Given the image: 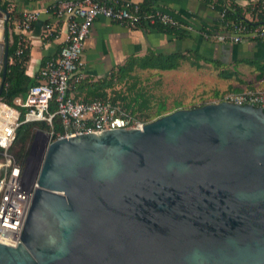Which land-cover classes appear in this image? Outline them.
Wrapping results in <instances>:
<instances>
[{"label": "water", "instance_id": "1", "mask_svg": "<svg viewBox=\"0 0 264 264\" xmlns=\"http://www.w3.org/2000/svg\"><path fill=\"white\" fill-rule=\"evenodd\" d=\"M36 182L0 264H264V111L251 104L53 139Z\"/></svg>", "mask_w": 264, "mask_h": 264}, {"label": "built area", "instance_id": "2", "mask_svg": "<svg viewBox=\"0 0 264 264\" xmlns=\"http://www.w3.org/2000/svg\"><path fill=\"white\" fill-rule=\"evenodd\" d=\"M253 1L259 2L264 17V0ZM45 12L51 17L64 19L62 45L55 56L44 60L36 75L38 82L31 85L24 96L16 97L12 105L0 100V243L11 246L17 244L37 187V173L31 181L27 180L22 165L9 152L21 123L46 121L51 124L57 116L61 130L55 138L49 132L48 142L59 137L110 128H142L146 123L143 117L125 111L117 101L100 98L76 100L70 94L73 81L79 82L83 77L81 55L93 21L103 17L129 27L162 24L182 30L194 29L191 24L183 23L159 9L144 12L139 3L129 0H55ZM219 16L223 17L224 11L219 12ZM37 17V10L22 11L16 28L22 33L28 32ZM45 30L49 35L54 31L48 22L45 23ZM199 32L204 38L213 37L221 42L264 40V19L254 25L241 20H225L218 31L200 28ZM220 100L251 104L264 111V89L228 92L214 101ZM51 105L54 106L53 111Z\"/></svg>", "mask_w": 264, "mask_h": 264}, {"label": "crops", "instance_id": "3", "mask_svg": "<svg viewBox=\"0 0 264 264\" xmlns=\"http://www.w3.org/2000/svg\"><path fill=\"white\" fill-rule=\"evenodd\" d=\"M17 1V7L21 12L25 10L38 11V17L31 29L23 33L30 44V58L27 62L26 73L32 76L38 72L44 57L48 58L57 54L63 43L65 24L62 17H51L48 12H45L46 7L52 1ZM129 1L140 4L144 0ZM152 1L154 7L175 16L183 23L191 24L194 29L184 30L183 34H175L150 25L129 27L111 22L103 17H97L84 42L81 55L84 62L81 70L83 77L70 90L74 99L95 98L94 94L102 90H105L109 96L116 88V90L122 91L127 99L131 98L138 104L142 100L141 96H150L152 103L163 101L166 105H170L177 100L163 94H159L163 97L155 95L154 92L146 89L145 83L159 81L166 74L170 75V71L177 70L180 74L185 73L187 69H191L192 73L196 74L207 70L210 74L216 75V81L225 84V89L231 85L237 87L239 91L244 90L247 86L239 83L237 79L247 82L254 80L256 71L252 64L264 62V40L247 39L240 43H232L217 41L213 37L204 38L199 32L200 28L214 30L219 18L218 11L212 5L205 4L203 0ZM227 1L244 7L252 0ZM246 17L251 18L252 16L246 13ZM46 22L54 29L51 37L45 30ZM149 52L163 55L180 53L184 54L185 58L175 69L134 67L128 80L116 81L113 86L103 87L111 72L116 71L130 58L143 57ZM220 70L236 71L237 78L235 75L231 78H220L218 74ZM126 82L128 86H122ZM253 85L257 89L264 88V77L254 82ZM198 87L196 86V93L204 88L198 89Z\"/></svg>", "mask_w": 264, "mask_h": 264}, {"label": "trees", "instance_id": "4", "mask_svg": "<svg viewBox=\"0 0 264 264\" xmlns=\"http://www.w3.org/2000/svg\"><path fill=\"white\" fill-rule=\"evenodd\" d=\"M29 2H35L38 0H27ZM44 1H55V0H44ZM253 1V0H252ZM250 1L246 6H240L234 2H228L227 0H203L205 4H210L212 7L219 12L224 11V16L218 18L217 24L214 26V31H218L222 28V24L225 20L232 21H245L249 22L251 25L261 22L263 17V12L260 10L258 1ZM144 12H152L157 8L154 7L152 0H144L139 4ZM0 10L6 11L8 13V19L4 30V39L7 42V53L8 61L6 65L5 78L2 83V88L0 91V100L7 104H14V99L19 96H24L28 88L38 82L36 75H28L26 73L27 62L30 58V44L28 43L25 35L14 30V24L21 20V11H17L15 6L11 7V2L9 0H0ZM246 13H249L252 17L247 18ZM34 22L31 24L33 26ZM144 25V24H143ZM151 27L165 30L167 32L175 34H183L184 30L176 27H171L162 24H151ZM206 29V28H205ZM52 35V34H51ZM51 35L49 37H51ZM47 57H44L42 63ZM185 58L184 54L172 53V54H154L150 53L143 57H135L127 60L122 66L118 67L116 71L109 75L103 87L113 86L116 81H126L131 77V71L134 67L140 68H156V69H175L177 68L181 61ZM42 65V64H41ZM254 66V71H256L255 78L253 81H243L242 79H237L239 83L245 84L246 90L257 89L253 83L264 77V62H255L252 64ZM237 72L231 71L226 72L225 70H220L218 72L220 78H231L236 76ZM80 82V80H79ZM79 82L73 81V86ZM102 87V88H103ZM99 88V86H98ZM264 89V88H259ZM239 91L237 87L227 86L226 89L222 91H214L213 97L209 98L198 105H182L179 100L174 101L170 106H166L165 102H155L152 103V98L150 96H141V102L133 101L131 98L127 99L122 91L112 90V93L108 96L105 90L98 91L94 94L95 98L100 99H110L113 102H118L120 106L127 111L129 114L141 116L144 118L145 122L151 121L165 113L181 107H194L200 106L207 102H212L215 99L223 98V96L228 92H243ZM93 99V98H91ZM51 111L54 110V106H50ZM35 128L42 129L47 132L52 133V138H55L56 134L60 132L59 119L55 116L52 123L49 124L46 121H33L21 123L15 133V138L9 147V152L14 156L16 161L21 165L24 164L25 158L28 154L29 142L32 138V133Z\"/></svg>", "mask_w": 264, "mask_h": 264}, {"label": "rangeland", "instance_id": "5", "mask_svg": "<svg viewBox=\"0 0 264 264\" xmlns=\"http://www.w3.org/2000/svg\"><path fill=\"white\" fill-rule=\"evenodd\" d=\"M9 1L11 2V7L15 6L16 10L19 11L17 7L18 1ZM17 24L18 22L16 21L14 24V30L19 31V29L16 28ZM1 41L3 42L4 38H2ZM170 72V75L166 74V76H163L159 81L146 82V89L151 90L155 95L163 94L168 98H175L176 100H179L182 105H198L201 102L212 98L214 91H222L226 87L225 84L216 81L215 74L212 75L207 70L197 74L195 72L192 73L191 69H187L183 74H180L179 70ZM181 75L182 77H180ZM122 86L127 87L128 83L126 82ZM196 86H200L198 89L204 87V92H202V90L199 93H196ZM119 88L121 89V87ZM114 90H116V88ZM159 97L163 96L159 95ZM49 139V132L39 128L33 130L32 138L29 142L28 154L22 165L27 180L31 181L38 172L45 145Z\"/></svg>", "mask_w": 264, "mask_h": 264}, {"label": "bare ground", "instance_id": "6", "mask_svg": "<svg viewBox=\"0 0 264 264\" xmlns=\"http://www.w3.org/2000/svg\"><path fill=\"white\" fill-rule=\"evenodd\" d=\"M1 19L2 18H0V37H1Z\"/></svg>", "mask_w": 264, "mask_h": 264}]
</instances>
